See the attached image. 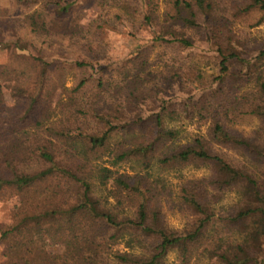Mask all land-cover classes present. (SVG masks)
Returning a JSON list of instances; mask_svg holds the SVG:
<instances>
[{
	"label": "trees",
	"instance_id": "obj_1",
	"mask_svg": "<svg viewBox=\"0 0 264 264\" xmlns=\"http://www.w3.org/2000/svg\"><path fill=\"white\" fill-rule=\"evenodd\" d=\"M14 1L27 10L21 23L37 38L66 41L87 31L77 12L87 0ZM161 2L167 10L159 16ZM140 3L155 37L135 44L131 35L127 60L118 73L97 74L89 98L90 77L69 91L53 81L64 63L0 40L9 53L0 80L25 102L10 129L0 128V203L14 205L11 224H0L4 264H166L171 251L180 264H264V171L235 168L212 148H239L264 166V49L247 51L233 33L243 17L258 12L264 19V0ZM155 44L162 67L149 72ZM201 49L218 63L209 80L193 63ZM75 66L90 73L85 61ZM248 116L259 121L253 135L232 129ZM184 120L208 125L209 140L197 135L182 143L171 125ZM105 157L109 166L91 165ZM133 158L140 170L121 172ZM190 166L209 167L211 175L181 185L178 201L196 219L178 231L162 213L167 188L160 175ZM225 191L236 193L237 203L223 205L218 195ZM218 206L227 212L221 231L211 230Z\"/></svg>",
	"mask_w": 264,
	"mask_h": 264
},
{
	"label": "rangeland",
	"instance_id": "obj_2",
	"mask_svg": "<svg viewBox=\"0 0 264 264\" xmlns=\"http://www.w3.org/2000/svg\"><path fill=\"white\" fill-rule=\"evenodd\" d=\"M231 2L233 0H230ZM242 2L243 0H240V3ZM36 8L38 6H35L33 9ZM165 10H167V6L161 2L158 15L161 16ZM26 12L27 10L18 6L14 0H0V40L6 39L10 42L21 41V47L29 49L33 56L43 55L49 60L53 59L64 63L63 70L57 65V68L61 71L53 74V77H55L53 81L55 85H63L69 91L77 87L84 77H90L87 98L92 97L96 92L94 87L96 85L97 74L103 75L102 71L108 74L112 72L118 73V65L124 63L128 58L131 35L135 36V44H147L157 33L156 29L147 27L144 24V11L140 0H87V4L77 11L81 17L86 18L85 25H87V31L73 40L66 41L57 38L50 39L51 37L47 36L42 38L35 37L21 23L20 18ZM118 15L121 19L117 18ZM262 16V13H253L241 18L234 25V36L244 44L247 51L256 52L264 49V19ZM148 49L149 72H158L162 67L159 56L162 54L163 49L159 44L151 45ZM6 54L7 52L4 53L0 49V71L4 69L3 64ZM7 56H9V53ZM192 59L193 63L201 69L205 80H209L212 76L218 74V63L210 52H205L201 49ZM83 61L87 62V65L90 67V73H86L85 69L75 66L77 62ZM13 63L17 67H21L23 64L19 59H15ZM128 67H130L129 64ZM117 75L116 73L110 74V78L115 80ZM29 76H32V73ZM0 85L3 86V94H0V128L3 127L9 130L13 120L25 109V102L12 96V85L10 82H2L0 80ZM65 98L66 95H62V99ZM112 107L116 106L112 105ZM258 124L259 121L256 118L248 116L233 125L232 129L249 136L254 134L258 128ZM171 126L180 128L182 143L192 140L197 135L205 136L209 140L208 125L201 126L196 120H184ZM119 139V136L113 139L112 144ZM212 148L215 154H218L233 167L248 170L253 174L257 172L259 176L263 174L264 166L242 152L239 148H226L217 144H213ZM107 160V157L94 159L91 165L94 166L99 163L109 166ZM119 169L121 172L130 174L140 170L139 164L134 158L123 163ZM154 174L152 176L156 177V173ZM210 175L211 168L204 166H190L182 170L164 172L160 175L166 181L167 188L161 200V209L170 228L182 231L189 227L196 219V215L183 208L178 201L181 185L188 180L209 179ZM211 193L216 194L214 191ZM218 196L222 197L221 203L229 207L238 201H236L238 199L236 193L225 191L220 192ZM11 206L14 205L0 203L1 225L8 226L7 224H11L9 214ZM226 214L227 212L218 206L215 222L211 226V230H222L220 226ZM213 233L214 231H211L210 234L212 235ZM227 239L228 237H226ZM123 247L124 244H120L114 246V249H123ZM0 249H2L1 246ZM4 263L0 256V264ZM166 264H180L176 251H171L168 254ZM204 264H215V260H206Z\"/></svg>",
	"mask_w": 264,
	"mask_h": 264
}]
</instances>
